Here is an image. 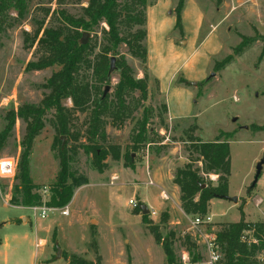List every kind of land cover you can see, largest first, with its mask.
Listing matches in <instances>:
<instances>
[{"label": "rangeland", "instance_id": "1", "mask_svg": "<svg viewBox=\"0 0 264 264\" xmlns=\"http://www.w3.org/2000/svg\"><path fill=\"white\" fill-rule=\"evenodd\" d=\"M198 1L207 19L219 23L218 33L223 50L211 60L209 75L213 73L214 77L208 78V75L205 82L190 87L193 93L192 115L186 119L169 120L162 109L164 100L157 85L149 79L148 98L143 108L151 115L147 127L155 134L154 143L142 145L136 152H131V137L135 122L141 117V109L134 114L133 120H127L120 128L107 125L106 144L117 146L121 154L131 152L133 167L126 166L122 157L119 161L107 158L105 168L98 172L92 166L91 156L80 150L73 158L71 169L78 177L85 178L87 184L73 191L69 203L74 207L72 217L61 216L60 209L48 208L51 211L47 212L45 219H41L39 212H32L33 207L17 206L20 194L14 189V177L22 152L20 145L25 124L20 119L16 120L0 152V162H10L14 168L11 178H0L2 260L5 259L8 264H30L38 234L39 239L48 241L46 249L49 251L46 250L41 258L52 256L53 260L56 253L52 248L57 245L61 250L60 260L65 264H70L72 258L92 264L97 259L100 264H165L160 245L155 243L148 225L142 222L144 216L162 237L174 234L172 249L182 263L187 264L190 260L191 253L185 243L188 237L197 248L194 252L200 256L197 264H215L211 251L222 264V256L214 246H210V242L222 225L240 220V207L246 224L264 223V166L257 184L248 191L253 182L255 165L264 151V56L259 59L264 48V0ZM26 2L28 14L25 19L0 33V133L6 126L5 115L8 112L16 114L21 106L37 105L42 100L46 92L40 86L47 83L55 70L26 69L38 59L39 53L35 47L27 49L23 34L32 36L37 27L35 22L44 19L42 9H49L50 12L44 19V28H47L57 23L52 13L65 10L78 16L80 8L85 6V2L79 4L76 0ZM6 16L9 23L16 19L13 11ZM100 27L96 33H91L88 41H100L103 26ZM241 41L248 44L242 54L234 56L227 66L215 69V65L219 66L225 58L233 56ZM120 53L125 56L134 77L142 78L143 68L139 63L124 50ZM117 80V73H113L108 83V94L112 95ZM133 97L137 98L138 94ZM63 105L71 108L69 100ZM53 116L54 112L49 111L44 117V127L32 141L28 162L30 180L38 187L37 193L42 197L40 208H47L44 204L48 202L49 188L58 172L57 139L61 140L62 147L72 145L70 139L57 137L52 125ZM74 118L71 130L83 133L86 115L76 113ZM193 126L196 131L186 134ZM219 135H222L221 140L229 142L227 196L237 197L238 200L233 204L213 199L206 215L211 217V223L194 226L195 217L185 216L180 208L179 192L172 180L176 169L182 168L188 161L186 136L211 142ZM211 180L214 181V178ZM150 182L153 186L148 185ZM162 192L167 199L161 198ZM130 200L138 207L145 206L149 213H136L128 204ZM20 218H27L29 223ZM4 222L9 224L2 226ZM72 244L78 251L84 252L65 254ZM57 263L62 264V261ZM258 264H264V253L260 254Z\"/></svg>", "mask_w": 264, "mask_h": 264}, {"label": "trees", "instance_id": "2", "mask_svg": "<svg viewBox=\"0 0 264 264\" xmlns=\"http://www.w3.org/2000/svg\"><path fill=\"white\" fill-rule=\"evenodd\" d=\"M80 8L78 16H73L65 10L53 14L55 23L44 28V19L50 14L49 9H42L44 19L36 21V29L32 36L23 34V43L27 49L36 48L38 59L27 66V70L42 71L54 68L47 83L40 86L44 90L42 100L37 105L21 106L17 113L8 112L5 115L6 126L0 133V152L17 119L25 124V132L21 141L22 152L15 170V191L20 194L17 206L41 207L42 197L37 193L38 187L30 180L28 162L32 141L44 127V117L53 111V127L57 137L71 140V146L66 148L58 143V172L50 186V197L44 204L47 208L61 209L67 206L73 196V191L87 184L85 178L78 177L71 169L73 158L81 150L91 156L92 166L102 172L107 158L119 161L123 158L126 166L132 168L131 152H136L140 146L153 144L154 132L147 127L149 111L143 108L148 98L151 76L147 69V18L146 11L156 0H76ZM185 0H177L173 13L175 17L174 30L182 38L181 12ZM13 11L16 19L9 23L7 14ZM28 14L26 0H0V33L14 23L21 22ZM9 23V24H7ZM101 38L86 45L79 43L83 33H96L101 28ZM105 26V28H104ZM248 46L241 41L233 56L225 58L215 69L227 66L234 56L242 54ZM98 49L97 53L95 50ZM124 50L143 68V77L135 78L132 68L128 65ZM264 56V48L259 59ZM116 59L118 80L112 95L107 94L101 100V88L108 85L107 73L109 59ZM150 79V80H149ZM205 82V81H203ZM156 83V82H155ZM201 84V83H200ZM176 85L190 88V84L182 77L176 80ZM138 94L137 98L133 95ZM69 100L71 108L64 107L63 102ZM141 109V117L135 122L131 137V152L120 153L115 145L106 144L107 125L120 128L127 120H133L134 114ZM164 112L165 105H162ZM86 115L85 130L73 131L74 115ZM196 131L190 127L187 133ZM188 144V161L176 169L172 184L179 192L180 208L185 216L203 218L207 215L210 202L220 196H227L228 178L230 176L229 142L221 140L219 135L211 142H203L198 138L186 136ZM83 140L84 142H81ZM68 143H66L67 145ZM214 178V181L211 180ZM240 220L237 223L222 225L213 234L211 244L222 256V264H258V258L264 253V223L246 224L240 207ZM141 213L139 207L134 209ZM134 212V214H136ZM137 215V214H136ZM163 219H166L164 217ZM142 222L148 225L156 244L160 245L165 264H184L176 258L172 249L173 233L164 237L158 229L151 227L150 221L142 217ZM190 255L189 263L200 262L195 244L185 238ZM70 264H92L84 260L72 258ZM95 264H100L99 259Z\"/></svg>", "mask_w": 264, "mask_h": 264}, {"label": "crops", "instance_id": "3", "mask_svg": "<svg viewBox=\"0 0 264 264\" xmlns=\"http://www.w3.org/2000/svg\"><path fill=\"white\" fill-rule=\"evenodd\" d=\"M176 3L175 0H156L146 11L147 69L164 100L169 120L189 118L193 110L192 89L176 85V80L182 77L189 84L202 83L209 75L211 60L219 56L223 50L222 39L218 33L220 25L207 19L206 12L198 0H185L181 12L183 35L181 38L174 30L173 10ZM73 214L74 207L71 206L67 217H72ZM20 219H26L29 223L27 218ZM16 222L19 223V221ZM8 224L9 222H4L2 226ZM23 224L20 223V225ZM36 236L35 250L32 254L33 261L30 264H60L57 262L61 261L62 264H65L60 259L52 260V256L41 258L48 250L46 249L48 241L39 239L38 234ZM0 244L2 245L1 241ZM1 248L3 246H0ZM73 248L79 253L84 252V250L78 251L77 247ZM52 250L54 252L55 247ZM71 253L75 252H65L68 255ZM2 257L3 255H1ZM1 258L0 264H8L5 259Z\"/></svg>", "mask_w": 264, "mask_h": 264}, {"label": "water", "instance_id": "4", "mask_svg": "<svg viewBox=\"0 0 264 264\" xmlns=\"http://www.w3.org/2000/svg\"><path fill=\"white\" fill-rule=\"evenodd\" d=\"M89 37H90V35L88 33H83L82 36H81V39H80L79 43L81 45H86L87 42H88ZM115 62H116V59L114 57H111L109 59V68H108V73H107V80L110 79V76L113 73H116L117 72V68L115 66ZM212 77H214V74L213 73H211L208 78H212ZM190 86L191 87H197L198 84L191 83ZM109 91H110V86L109 85H106L103 88L102 95H101V100H103L106 97V95L109 93ZM234 121H235V119H233V122ZM243 128L244 129H247V127H243ZM62 141H63V139H62ZM263 166H264V151L262 153L261 159L255 165L253 182L250 185L248 191L252 190L255 187V185L257 184V181H258V179H259V177L261 175V171H262ZM216 199L226 200V201L231 202L233 204H236L237 203V200H238L237 197H228V196H220V197H218ZM139 209L141 210V214L142 215H145V214H148L149 213L148 209L145 206H140ZM23 221H25V219H23ZM55 251H56V254H55L54 260H58V259H60L61 250L57 247V245L55 246Z\"/></svg>", "mask_w": 264, "mask_h": 264}, {"label": "built area", "instance_id": "5", "mask_svg": "<svg viewBox=\"0 0 264 264\" xmlns=\"http://www.w3.org/2000/svg\"><path fill=\"white\" fill-rule=\"evenodd\" d=\"M13 170H14L13 165L10 162H0V178H3V179H9V178H11L12 175H13ZM148 185L149 186H153V183L150 182ZM161 198L162 199H167V196H166V194L164 192L161 193ZM128 204L130 205V207L132 209H136L138 207V205L133 200H130L128 202ZM69 208H70V204L67 205V206H65V208H63V209H60L58 212L60 213L61 216L67 217V216H69V213H70ZM31 210L34 213L39 212V215H40V218L41 219H45L46 216H47V212L48 211H51V209H48V208H40V207H33V208H31ZM211 221H212V219H211L210 216H205L203 218H198L197 217V218H195L193 220V225L194 226L208 225V224L211 223ZM212 239H211V241H212ZM210 246H213L211 244V242H210ZM73 247H76V245H73ZM73 247L70 246V251L71 252L74 251L75 253H77L76 252V249L73 248ZM75 253H71V254H75ZM211 254H212V257H211L212 262H214L215 264H220V263H218L219 262L218 261V256L214 255V252L213 251H211Z\"/></svg>", "mask_w": 264, "mask_h": 264}]
</instances>
